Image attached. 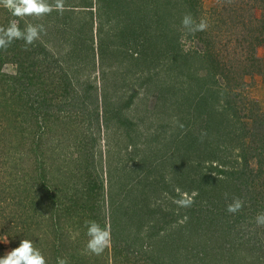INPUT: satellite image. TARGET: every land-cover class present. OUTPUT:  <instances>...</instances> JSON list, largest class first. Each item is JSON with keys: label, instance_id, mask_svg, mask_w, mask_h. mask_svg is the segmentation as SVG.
<instances>
[{"label": "rangeland", "instance_id": "obj_1", "mask_svg": "<svg viewBox=\"0 0 264 264\" xmlns=\"http://www.w3.org/2000/svg\"><path fill=\"white\" fill-rule=\"evenodd\" d=\"M243 1L246 0H194V3L198 2L199 11L195 19L197 22L206 20L209 27L194 35L181 33L179 39L183 52L204 55L211 47L221 50L218 59L222 65L213 73L214 80L223 86V90L229 92L238 105V121L233 124L236 125L235 133L230 139V148L223 151L227 156L224 161L229 165L232 162L233 167L246 165L242 173V178H246V185L240 183L236 192L229 187L224 188L221 195H208L209 198L202 196L193 208L199 226L209 227L208 233L201 235L199 240L194 241L191 238L197 251L212 248L211 255L203 256L202 264H206V256L214 257L221 252L226 253L228 246H231L229 259L224 257L222 264H255L256 253L262 254L264 259V227H258L254 220L257 214L264 212V136L255 135L256 124L253 123L256 118L264 126V101L258 100L253 93L258 92L255 76L261 77L264 85L262 57L258 56L264 46L257 47L250 53V57L241 50L250 45V40L242 36L245 32L240 33L242 29L234 28V18H239V13H244L239 11ZM48 2L54 3V0ZM76 2L64 0V8L69 10ZM241 7L247 8L244 4ZM254 8V14L259 19L262 10L256 6ZM72 10L77 13L76 10L80 8ZM12 19L11 13L0 7V26L6 27ZM47 20L54 22L44 17L42 20L27 18L20 23L26 26L29 23H46ZM72 21L70 24L75 25L86 36L96 37V27L88 30L82 19L72 18ZM55 22L59 24L63 22V18H55ZM113 24V20L105 24L107 36L114 34ZM44 27L45 32L41 34L37 45L44 44L52 56L45 58L44 51L40 49L42 45L37 47L33 44L25 50L23 41L22 47L17 49L19 53L15 61L0 65V258L18 247V241L28 239L39 250L43 248L41 251L49 259V264H57L54 261L59 258H66L68 264H165L170 261V257L173 264H200L199 259H194L188 254L189 251L185 252V244L180 250L163 251L162 246H158L159 252L163 251L170 256L161 254L160 262L154 258L159 255L158 252L147 254L144 248L132 251L126 261L123 256L115 261L112 259V251L116 232L112 234V230L105 224L108 223L106 210L103 212L99 208L104 206L102 200L106 198L105 189L110 176V185H114V188L129 185L132 183L129 178L142 179V169H146L147 163L154 170L157 157L169 153L168 150L174 146L171 142L184 144V139L180 141L179 138L185 134L184 128H193L194 122L185 126L184 118H169L175 107L165 111L157 108V103L160 105L161 98L170 90L172 81L166 78L161 67L155 70L153 77L145 71L149 78L157 81L154 86L146 81L144 73L135 74L141 68L134 67L135 71L130 69L133 74H126V69L129 70L132 64L114 63L109 59L102 66L106 73L104 80L111 87L107 92L105 106L97 100L98 94L92 91L91 99H85L84 86L80 85L79 79L89 80L99 86L100 80L104 81L99 68L96 72H88L86 68L87 70L80 72V77L78 73L73 74L66 66L73 62L66 55L72 42L70 40L67 43L66 40L73 33L72 29H68L67 23L65 32L60 27L57 30L55 25ZM231 49L236 50H232L229 57L226 56ZM4 57L0 56L2 59ZM137 63L142 65L140 60ZM118 69L121 73L114 74ZM207 73V69L199 70V74L206 79ZM62 76L66 77L65 81ZM172 78L182 90L178 83L182 77L177 80L173 74ZM180 96L182 93L177 91L174 97ZM176 98L171 100L175 101ZM182 100L183 98L179 102H182V107L186 110L187 103L191 100ZM179 124H183V129ZM237 141L239 146L235 148ZM230 150L234 152V157ZM42 151L44 155H41ZM177 153L181 157L183 149ZM242 155L245 163L240 159ZM42 157L49 162L41 161ZM196 161L201 160L197 158ZM172 162L169 160L163 163V167L154 170L158 172L157 179L164 172H171L168 167ZM202 165L205 168L199 171H205L210 165H217L220 169L229 166L219 163ZM130 172L134 177H129ZM40 174H45V177H40ZM212 176L221 177L215 171ZM155 177L156 174L149 175V179H156ZM164 177L169 178L167 175ZM173 184L176 183L171 185ZM102 185L103 188L100 189ZM56 188L66 190L64 198L61 197L62 192H57ZM151 188L159 192L155 194L152 189L150 207L154 210L152 217L149 219L147 215L143 221L145 237L147 232H155L163 227L169 231L178 230V224L186 221L181 216V209L186 207L179 206L177 199L164 192L168 191L167 185ZM176 193L180 197L192 196L196 190L191 189L189 193L176 189ZM226 193L228 199H225ZM112 195L119 200L117 192ZM128 195L130 197L123 204L128 206L129 212H135L142 206L143 200L137 198L136 192H129ZM232 197H239L245 202L242 210L234 215L226 211V205L231 202ZM85 204L88 207L83 211L81 206ZM92 220L98 222L102 228L106 227L111 233V243L100 256L86 253L89 237L85 222ZM152 223L156 224L155 228H150ZM145 240L154 245L158 237L151 238L148 235ZM255 243L257 249L252 250ZM125 253L124 251L123 254ZM183 254L188 261L183 260ZM54 255H57V259Z\"/></svg>", "mask_w": 264, "mask_h": 264}, {"label": "trees", "instance_id": "obj_2", "mask_svg": "<svg viewBox=\"0 0 264 264\" xmlns=\"http://www.w3.org/2000/svg\"><path fill=\"white\" fill-rule=\"evenodd\" d=\"M76 1L75 4L70 6L72 8L69 10L65 8L62 12L54 10L50 15L45 17L54 22L55 18L62 17L63 22L57 24V22H48L47 20L45 21L46 23H39L51 27L55 25L57 30H59L60 27L63 32L67 30V27L65 29L67 23L68 29H72L73 33L69 34L66 40L67 43H69L70 40L72 41L66 55L69 57V60L73 59V62H71L72 65H66L67 68L73 74L78 73L79 77L80 72L83 70L88 69V72H96L99 68L101 79L104 80L106 73L102 70V66L104 62L109 59L114 63L119 62L120 64H127L129 62L132 64L129 70L126 69V74H133L130 72V69L135 71L134 67H137L141 68V70L136 71L135 74L140 73L142 75L144 73L146 75L147 73L153 77L155 70L161 67L166 78L171 80L173 84H170V90L161 98L162 103L160 105L157 103V108L160 107L165 111L166 109L170 110L175 107L171 110L169 118H175L176 120L184 118V122H186L185 126H187L189 122H194L193 128H184L185 134L179 138L180 141L184 139V144H180V142H171L174 146L168 150L169 153L160 154L157 157L158 162L155 163L154 170L156 171V168L163 167V163L172 160L173 162L170 163L168 167L169 169L171 168V172H164V174L157 179L158 172H154L147 163L145 166L146 169H144V171L142 169V173H145L142 174V179L132 180L129 178L134 177V174L131 176V172H133L131 171L128 173V178L132 183L123 187L121 185V187L118 188H114V185H110V179L112 180V177H109V182L105 189L106 198L104 200L106 202L102 200L104 206H99V208H102L103 212L106 210L108 223L105 224L112 230V234L116 232V239H114L115 244L112 251L114 258L112 259L118 261V257L123 256L124 261H126L128 254H132V251L142 250L144 248L147 254H151L150 252L155 251L157 254L158 252L159 255H155L156 257L154 256V258L160 262L162 259L161 254H166L167 257L169 256L168 253L163 252L164 250H180L184 248L182 245L185 244V252L189 251L188 254L194 259H199V263L202 264L203 256L206 254L211 255L212 248H207L205 251L195 250L194 241L199 240L201 235L209 231V227L201 228L196 222L197 217L193 210L196 202H198L202 196L209 198L208 195H213V197L221 195V192L229 187L236 192V190L239 189L238 186L240 183L244 185L247 184L246 178H242V173H244L243 168L246 165L233 167L232 162H230L229 165L224 161L227 156L223 154V151L229 147L232 134L235 133L234 128L236 124H233L238 121L236 110L238 105L236 101L232 100L229 92L223 90V86L214 80L215 75L213 73L218 69L219 65H222V62L218 59L221 50L211 47L208 53L204 55H200L197 52H183L179 39L181 33L184 35L187 32L181 25V19L188 13L194 18L199 15L197 9L198 2L194 3V0ZM246 1L248 3H246ZM246 1L240 3L239 11H243L245 14L239 13V18H234L236 22H234V24H236L234 28L242 29L239 32H245V34H242L244 39L250 40V45H248L247 48H241V50L247 54V57H250V53L254 52L257 47L264 46V0ZM243 4L247 6L246 9L241 7ZM248 4L251 6H248ZM254 5L262 10L259 19L256 18L254 14ZM74 8H80V10H76L77 13H74V10H72ZM72 18L82 19L83 24L88 27V30L96 27V37H88L83 31L75 27V25L72 26L70 24L73 22ZM67 19L69 20L67 21ZM112 20L114 22V34L107 36L108 31L104 30V26L105 24H109ZM20 27L23 29L25 26L20 23ZM22 42V40H17L7 51L0 50V56H5V59L0 58V65L15 61L19 53L17 49L22 47ZM37 43L39 42L35 44L37 45ZM40 45H42L41 47L43 49H40L44 51L45 58L52 56V53L44 44L40 43L37 47ZM232 50L235 51L236 49L228 50L226 56L229 57ZM137 60H140L142 65H139ZM168 61L170 62L169 64ZM201 69H207V79L199 74V70ZM145 71L147 72L145 73ZM113 73L118 74L121 72L120 69H118ZM245 73L247 74L248 70ZM173 74H175L177 80L182 77V80L178 81L182 90L178 88L173 80ZM62 77L63 81H65L66 77ZM74 77L76 78L78 76ZM137 79L139 80V78ZM227 79L228 77H226V80ZM79 81L80 85L84 86L85 95H83V97L85 99H91L90 96L92 97L93 92L96 95L98 94L96 97L97 100L101 102V105L105 106L108 96L107 92L111 89L107 84L108 81L104 80L102 83L100 80L99 86L95 85L93 82H89V80L81 81L79 79ZM146 81L154 86L157 84L155 79L152 80L147 75ZM173 86H176V89H173ZM177 91L182 93V96L179 98L174 97ZM70 92H74V90H70ZM114 94L115 93H113V95ZM171 98H176V100L173 101ZM181 98H183V100H191L190 103H187L188 108L186 110L182 107V102H179ZM130 100L131 98L129 102ZM190 106L192 108H190ZM32 110L34 109L32 108ZM174 114L175 117H173ZM54 121L55 120H53V122ZM253 123L256 124L255 135L264 136V126L261 120L259 121L255 118ZM202 133L204 135H202ZM238 146L239 142L237 141L234 147L236 148ZM235 148H233V150ZM180 149H183L184 153L182 154L183 156L180 155L181 157H178L177 152ZM39 151L40 150H38V152ZM230 153L232 157H234L235 154L232 150H230ZM41 155H44V151H42ZM167 155L170 156L165 158ZM197 158H200L201 161L197 162ZM240 159H242V163H245L244 155H242ZM41 161L49 162L43 157ZM202 163H219L223 166H229L225 169H220L217 168V165H210L205 171H199L205 168ZM214 171L221 177H213L212 172ZM151 173L156 174V179H149ZM164 175L169 176V178L165 179ZM40 177L44 178L45 174H40ZM174 182L176 184L171 185ZM159 185H167L168 191L164 192L168 195L170 194L177 200L182 197L176 193V189H180V191L186 190L189 193L191 189H195L198 195L194 196L195 202L190 208L186 207L181 209L183 212L181 216H184L186 221L178 224V230L174 229L169 231L163 227L160 230L156 229L155 232H147L146 237L148 235H150L151 238H154V236L158 237L157 243L152 245V242L145 240L146 237L143 233L145 223L143 221L147 215L149 219L153 215L154 209L150 207V202L152 200H150V197L152 196L153 189L151 186L155 187ZM185 186L186 189L184 188ZM101 187L103 188V185L100 186V189ZM56 189H58L57 192H62L63 196L61 195V197L64 198L66 190L62 188ZM89 189L91 190L93 187ZM149 189H151L150 192ZM114 192H117L120 196L118 197L119 200L113 198L112 194ZM129 192H136L138 195L137 198L143 200L141 201L142 206L140 205V208L135 212H129L127 210L128 206L123 204V202L127 201L130 197V195H128ZM153 192L157 194L159 191L153 189ZM76 203H78V200ZM86 207H88L86 204L82 205L81 209L84 211ZM75 209L78 210V208ZM25 214H27V210H25ZM20 217H22V215H20ZM152 224L150 228H155L156 224ZM160 234L162 236H160ZM191 238L194 241H192ZM256 243L252 250L257 249H255ZM19 244L20 242L18 241L17 245ZM158 246H162L163 251L160 250L161 252H159L157 249ZM147 248L149 249L147 250ZM42 249L43 248H41V250ZM52 250L56 251L53 247ZM230 250L231 246H228L226 253L221 252L214 257L206 256L205 263L219 264L224 257L229 259ZM124 251L126 252L125 254H123ZM129 251L130 253H128ZM257 252H259V250H257ZM42 254L44 255L43 252ZM54 257L57 259V255H54ZM45 259L47 264H49V259L46 256ZM169 260L170 261L165 264H173L171 257ZM183 260L188 261L184 254ZM254 261L255 264H262L264 262L262 254H254ZM54 262L57 261L55 260Z\"/></svg>", "mask_w": 264, "mask_h": 264}, {"label": "clouds", "instance_id": "obj_3", "mask_svg": "<svg viewBox=\"0 0 264 264\" xmlns=\"http://www.w3.org/2000/svg\"><path fill=\"white\" fill-rule=\"evenodd\" d=\"M0 7L11 13L13 19L9 24L0 26V50L7 51L11 45L17 41H24L25 50L27 46L35 44L41 34L45 32L43 24H27L23 29L20 27V21L27 18L34 20H42L50 15L54 10L62 12L65 7L64 0H54V3H49L48 0H0ZM181 25L188 34L206 31L209 24L206 20H197L190 14H185L181 19ZM183 129V124H179ZM202 135H204L202 133ZM198 193H193L192 196L185 195L177 201L181 207H191L195 202L194 196ZM225 199H228V194H225ZM245 206V202L239 197H232L231 202L226 205V211L230 214L239 213ZM255 224L258 227H264V212L257 214ZM87 236L89 237L86 244V253L100 256L111 243V233L105 227L94 220L86 221ZM5 242L6 239H5ZM0 264H47L45 256L34 246L31 240H21L18 247L8 252L3 258H0ZM57 264H68L66 258H59Z\"/></svg>", "mask_w": 264, "mask_h": 264}, {"label": "crops", "instance_id": "obj_4", "mask_svg": "<svg viewBox=\"0 0 264 264\" xmlns=\"http://www.w3.org/2000/svg\"><path fill=\"white\" fill-rule=\"evenodd\" d=\"M259 52H260V54L258 56L262 57V60H261L262 61V69H264V49H262V52H261V50ZM263 73H264V71H263ZM263 73H262V75H263ZM254 78H255V81L257 80V87L256 88L258 89L257 93H255V91H253L254 96L256 95V98L258 100L264 101V85H262V83H261L262 78L259 76H255Z\"/></svg>", "mask_w": 264, "mask_h": 264}]
</instances>
